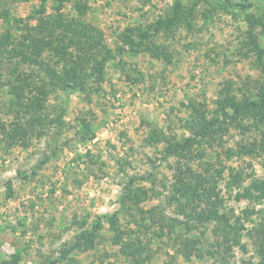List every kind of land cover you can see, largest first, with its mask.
Here are the masks:
<instances>
[{
  "label": "rangeland",
  "instance_id": "1",
  "mask_svg": "<svg viewBox=\"0 0 264 264\" xmlns=\"http://www.w3.org/2000/svg\"><path fill=\"white\" fill-rule=\"evenodd\" d=\"M41 1L0 0V11L7 10L12 20L26 17ZM173 1L87 0L90 8L85 18L100 27L108 45L115 48L120 44L118 35L126 26L154 21ZM251 1L250 12L258 13L261 0ZM56 2L47 0L49 11H53ZM64 11L75 13L72 0L64 3ZM246 16V11L238 7L224 9L216 2L201 4L191 29L180 26L172 33L155 37V44L167 51L161 57L139 52L124 54L121 62L119 58L110 61L103 89L91 96L70 91L51 94L49 103L66 109V126L57 137L53 138L54 130H50L41 138L30 139L27 147H7L0 136V264L16 252L22 255L24 264H38L42 253L58 255L62 243L77 233L79 224L74 220L87 218L91 222L120 208L118 197L129 176L152 171L157 177L156 187L162 192L143 201L141 206L144 209L166 206L168 189L164 185L169 187L172 182L175 161L163 160L161 144H147L146 136L153 127L178 135L187 133L183 125L189 102H203L211 111L225 81H233L239 87L248 77L263 78L248 46ZM8 28L17 33L16 28L0 18V33ZM9 97L7 88H0V121L11 120L6 114ZM84 118L92 123L96 134L93 140L80 142L75 126ZM252 139H258L256 132L245 134L231 128L222 140L206 147V155L195 162L197 168L207 161L226 167L219 181L223 209L230 213L232 223L235 217L241 218L240 223H244L241 243L245 245V249L240 244L233 246L228 254L229 264H260L255 234L253 237L249 231L264 220V203L247 198L238 200L235 194L249 184L252 173L264 178V151L231 159L224 152ZM47 155L51 159L37 169V163ZM231 166L244 171L246 179L240 187L228 183ZM8 180L14 190L11 197ZM137 183L151 186L146 181ZM245 209L249 210V217L244 216ZM166 213L182 218L173 206H168ZM120 218L124 226L128 225L129 215L123 212ZM201 230L205 231L203 239L214 238V224ZM100 233L93 250L74 252L70 259L56 264H129L119 247L111 244L112 233L105 219ZM152 240V257L147 264H213L208 256L187 257L186 251L177 252L178 244L166 236Z\"/></svg>",
  "mask_w": 264,
  "mask_h": 264
},
{
  "label": "trees",
  "instance_id": "2",
  "mask_svg": "<svg viewBox=\"0 0 264 264\" xmlns=\"http://www.w3.org/2000/svg\"><path fill=\"white\" fill-rule=\"evenodd\" d=\"M66 1L57 0L53 11H49L47 0H42L29 15L13 20L7 10L0 11V18L17 32L8 28L0 33V88L6 87L10 95L6 114L11 117L9 122L0 121V136L7 147H27L30 139L41 138L50 130H54L53 138L57 137L66 126V109L51 105V94L70 91L91 96L103 89L110 61L119 58L121 62L124 54L137 55L139 52L161 57L167 51L155 44V37L172 33L180 26L191 29L197 7L204 3L216 2L224 9L231 6L246 11L248 46L263 78L248 77L239 87H235L233 81H225L211 111L203 102H189L186 105L188 117L183 125L187 133L178 135L158 127L148 132L146 143L161 144V158L175 161L172 182L169 187L164 185L168 189L165 200L166 206H173L174 212L182 218L168 215L166 206L144 209L141 203L153 195L159 196L162 191L157 189V177L152 171L132 175L122 187L118 210L99 215L91 222L87 218L74 220L79 224L74 237L62 243L58 255L40 254L38 264H56L70 259L74 252L93 250L98 244L104 219L112 233L111 244L119 247L129 264H147L152 257V239L165 236L178 244L177 252L186 251L187 257L196 254L212 258L213 264H229L228 254L233 246L240 244L245 249V245L241 243L244 229L241 218L235 217L232 223L230 213L223 209L219 181L226 167L207 161L206 165L200 164L197 168L195 162L206 155V147L222 140L231 128L240 129L245 134L254 131L258 139L224 149L228 159L264 151V0H261L258 13L250 12L251 0H174L169 9L154 21L126 26L118 35L120 44L115 48L108 45L100 27L86 20L90 8L87 0H72L74 14L64 11ZM75 131L80 142L91 141L96 134L86 118L79 120ZM52 154L55 155L56 151ZM50 159L49 155L44 157L37 163V169ZM118 162L121 163L122 159ZM228 170L229 185L240 187L246 179L244 171L233 166ZM249 178V184L235 194L236 198L264 203V178H257L254 173ZM137 181L149 182L151 186L138 185ZM6 184L11 197L14 194L12 181L8 180ZM123 212L130 216L126 226L121 223L120 214ZM243 214L249 217V210L245 209ZM211 224H214V238L209 241L202 238L205 231L201 228ZM153 226L156 229L153 230ZM249 234L253 237L255 234L256 252L260 264H264V220ZM22 259V255L16 252L5 257L1 264H24Z\"/></svg>",
  "mask_w": 264,
  "mask_h": 264
}]
</instances>
